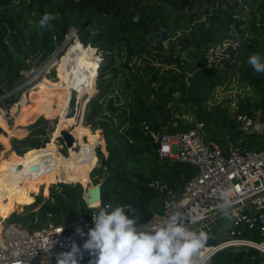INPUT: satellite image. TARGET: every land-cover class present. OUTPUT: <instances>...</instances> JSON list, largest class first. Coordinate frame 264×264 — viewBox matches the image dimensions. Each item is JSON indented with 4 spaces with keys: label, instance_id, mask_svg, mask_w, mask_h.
<instances>
[{
    "label": "trees",
    "instance_id": "16d2710c",
    "mask_svg": "<svg viewBox=\"0 0 264 264\" xmlns=\"http://www.w3.org/2000/svg\"><path fill=\"white\" fill-rule=\"evenodd\" d=\"M44 13L56 17L51 30L37 26ZM73 27L84 45V59L96 55V48L102 60L85 92L90 100L84 123L78 121V149L66 163L71 171H62L70 182L55 183L49 198L33 203L27 200L30 188L23 180L29 157L51 144L44 138L51 123L60 117L57 137L61 121L77 107L71 81L75 69L69 72L73 64L68 56L58 65L65 82L50 89L65 90L69 108L59 91L39 87L26 93L27 104L13 117L14 126L0 113V153L1 148L12 150L0 158V199L13 191L14 206L33 203L24 211L14 208L8 218L3 217L8 210L2 209V219L34 231L65 223L88 208L84 187L75 181L92 171V186L102 183L104 206H127L139 224L149 221L163 212L169 192L182 189L196 171L192 163L161 159L153 133L176 135L202 123L208 143L228 150L264 149V135L244 132L238 121L256 109L264 115V73L247 63L253 54L264 59V0H0V94L10 93L0 106L9 108L20 100L26 71L49 60ZM218 50L223 53L217 55ZM80 62L76 68L85 71ZM84 62L86 70L92 69ZM237 71L239 85L249 92L232 111L230 104L217 103L215 93L230 85ZM85 83L86 78L78 91ZM50 92L48 107L54 115L46 107ZM175 94L190 108L192 119L174 113L181 107ZM18 146L25 148L16 153L13 148ZM96 146L103 150L98 147L95 153ZM248 234L258 236L247 230L244 237L251 238ZM216 240L209 236L206 245ZM210 264H264V254L250 247H227L211 256Z\"/></svg>",
    "mask_w": 264,
    "mask_h": 264
},
{
    "label": "built area",
    "instance_id": "2783aa9c",
    "mask_svg": "<svg viewBox=\"0 0 264 264\" xmlns=\"http://www.w3.org/2000/svg\"><path fill=\"white\" fill-rule=\"evenodd\" d=\"M238 121L244 132L264 135L262 112L240 115ZM153 138L161 159L185 161L196 167L194 175L182 189L169 192L163 212L153 216L156 222H166L174 211L172 205L180 204L187 226L192 230L206 231L204 226L208 221L217 225L216 217L224 216L220 196L224 189L231 187L234 189V203L230 210L231 219L226 218L230 223L226 238L206 245V254L213 256L227 247H250L264 254V149H223L215 143H208L197 127L176 135L153 133ZM87 205L86 210L65 223H49L37 231L11 223L0 236V264H56L57 255L70 251L73 243L83 252L80 264H90L92 257L83 250V243L89 229L94 227L92 213L104 205L102 201L97 206ZM78 229L85 235L80 236ZM247 230L255 232L259 240L245 238Z\"/></svg>",
    "mask_w": 264,
    "mask_h": 264
},
{
    "label": "clouds",
    "instance_id": "9594fccd",
    "mask_svg": "<svg viewBox=\"0 0 264 264\" xmlns=\"http://www.w3.org/2000/svg\"><path fill=\"white\" fill-rule=\"evenodd\" d=\"M54 19L52 14L44 13L37 26L51 30L50 21ZM138 22L139 17H134L133 23ZM247 63L257 73H264V59L259 54L251 55ZM233 193L234 189L229 187L220 196V208L227 219H231ZM172 207L174 211L166 222L158 224L152 217L143 226L138 223L139 218L129 215L127 206L106 205L92 213L94 227L83 243V250L92 257L90 264H210L211 256L205 251L208 233L190 229L180 210L182 206ZM77 232L85 235L81 229ZM82 259L81 247L73 243L70 251L57 255L56 264H80Z\"/></svg>",
    "mask_w": 264,
    "mask_h": 264
},
{
    "label": "rangeland",
    "instance_id": "374dc122",
    "mask_svg": "<svg viewBox=\"0 0 264 264\" xmlns=\"http://www.w3.org/2000/svg\"><path fill=\"white\" fill-rule=\"evenodd\" d=\"M78 39H79V37H78V34L76 33V29L73 27L70 30V32L68 33V35L66 36L63 43L56 48L55 52L53 53V55L50 57L49 60L44 62L41 66L33 65L31 67V69L26 71L27 80L20 87V89L23 91L20 100L17 103L13 104L9 108H5L3 106H0V113L2 116L6 117L9 127H12L15 125V119L13 117L17 113V110L20 106L27 104V99L24 98L23 96L26 93H28V95H29L32 88L35 89V87H38V88L39 87H45V88L49 89L50 91L51 90L52 91H59L60 94L66 98V91L65 90H60V89L57 90V89H50V88L51 87L56 88V85H57V87H61V84H56V83H64L65 82L64 77L60 76L58 74L59 67L57 66L56 63H57L58 59H59L58 61H60L59 63H61V61L66 60L65 54H66L67 50ZM166 44L168 45V43H166ZM222 53H223L222 50H218L216 54L221 55ZM95 54L96 55H93L92 57H89L86 59H84V57H82V60L92 62V65L96 64L98 67L101 60H102V56H101L100 52L97 51L96 48H95ZM212 58H215V57H210V60H212ZM84 69L86 70L85 66H84ZM76 73H77V71H75V76H74L73 80L76 77ZM97 74H98V70H97ZM239 75H240V72L237 71V74L231 80L230 85L219 87L215 93V100L217 101V103L222 102L224 104H230L232 111L235 110V108L237 106V101L240 98L244 97L245 94L249 92L248 88L241 87L239 85V80H238ZM87 78H88V76H86V80H87ZM45 81H48L47 84ZM51 81H53V82H51ZM42 83H44L46 85H50V87L44 86V85H42ZM95 86L97 89L96 81H95ZM78 87H76L77 90H78ZM91 87H92V85H91ZM88 91L89 90H85L84 93L80 95L79 101H78L79 102L78 107H76V105H75L74 112L72 114V118L74 120V123L69 125L66 122V119L64 118L63 121H61V125L64 122V125H62V127L60 128L61 133L59 132L58 136L56 137L54 133L57 129L60 117L58 118V123H57V120H54V122H52L50 125V129H49L48 134H45V136H44V138L48 137L51 141V144L48 147V149L36 152L34 155H31V157H29V159L32 160V162H31L29 168L27 169L26 173L23 175L24 182L26 184H28L29 188H30V192L27 196V200L29 202L34 203L38 198H42L43 201L46 200L47 198H49L51 189L54 187L55 183L65 181V180L60 179L58 177L59 169L61 167H63L64 169L68 168V172L71 171V169L69 167H66V163L72 162V155L70 153L72 147L69 148L66 146L65 139L63 138L62 133H63L64 127L68 126L67 132H71L73 134V136L75 135L76 137H78V133H79L78 121L79 122L83 121V123H84V117L85 116L83 117V115L85 112V104L88 100H90L89 95L85 93ZM97 91H98V89H97ZM9 94H10L9 92L5 95L0 94V100L9 96ZM50 94H51V92L48 94V101L46 104V107L48 109H49L48 103L50 101V98H49ZM175 95H176L175 99L177 101V104L181 107L180 108L176 107V109L173 110L174 113L178 117L185 116L187 118L192 119L194 117V115L191 113L190 108L187 107V105L182 101L180 95H178V94H175ZM91 98H92V96H91ZM57 99L55 98V100H57ZM64 101H65V99H64ZM19 102H22L21 105H19ZM214 103H216V102H214ZM76 110H77V112H75ZM50 112H51V110H50ZM255 112H262V111L260 109H256ZM75 113H77V114L74 117ZM55 114H57V113H55ZM52 115H54V114L52 113ZM59 115L61 116V114H59ZM69 115H68V117H69ZM202 126H203L202 123H198L197 128H199L201 130ZM1 133L5 134V135L7 134L6 132H4V130ZM12 139H14V138H12ZM26 146L28 147L29 145H26ZM98 147H100V146H96L94 148L95 153H96V149ZM19 148L21 149V148H25V147L24 146H18L16 148H13V151L18 153L17 150ZM100 148L102 149V146ZM77 149H78V146H77ZM77 149H75L74 147L72 148L73 151H75ZM11 151L12 150L3 151L1 148L0 158L3 156L4 157L9 156ZM96 156H97V154H96ZM98 164L99 163H98V157H97V163L94 166V168L96 166H98ZM62 171H63V169L61 170V173H62ZM91 172H89V174H88L89 179L91 178ZM62 176H63V174H62ZM82 180L85 182V184H84L85 186H83V184H82V186L84 187V190H85L84 195H85V197L89 198L90 192H89V188L86 187V185H87L86 180L84 178ZM91 180L95 184V182L92 178H91ZM75 182L81 183L80 181H75ZM92 182L90 181L91 185H93ZM67 183H69V182H67ZM1 187H2L3 192L5 193L6 192L5 188L2 185H1ZM12 194H13V191H10V192H8V195H5V197L2 198V200L0 199V213H1V215H2V211H3L2 209L8 210V213L5 214L6 216L2 215L3 217L10 216L13 212H15L14 211L15 202H13L11 200V197H10ZM28 201H26L24 204H19L21 207L16 211H24V210H26V208L28 206H32L33 203L27 204ZM86 202H88L87 198H86ZM37 208H35V210H37ZM7 218L2 219L0 217V228H2V230L7 229L11 224L10 221L7 220ZM216 222H217V225L213 224V222H211V221H208L207 224L204 226V229L206 230V232L208 233L209 236L216 238L217 239L216 242H219V241L226 238L227 230L230 226V223L225 218V216L216 217ZM246 236L251 237L252 239L259 240L258 236H249V234Z\"/></svg>",
    "mask_w": 264,
    "mask_h": 264
},
{
    "label": "bare ground",
    "instance_id": "6f19581e",
    "mask_svg": "<svg viewBox=\"0 0 264 264\" xmlns=\"http://www.w3.org/2000/svg\"><path fill=\"white\" fill-rule=\"evenodd\" d=\"M83 49H84V45L82 44V42L80 41V40H77V41H75V43L74 44H72L70 47H69V49L67 50V52H66V54H65V58L67 59L68 58V56L70 57V59H71V61H72V64H73V67L72 68H69V72L70 71H72V70H74V69H76V63L78 62V60H79V58H81V65L84 67L85 65H87L83 60H82V52H83ZM59 60V59H58ZM57 60V66L59 65V62L60 61H58ZM90 64H91V67H89V68H92V69H88V70H85L84 72L81 70V69H78L77 70V73H76V77H75V79L73 80V79H71V81H73V84H74V88H75V90L77 91L76 92V95L78 96V101H79V97H80V95L81 94H83L84 93V91L85 90H87L88 88H89V86H90V82H91V80L97 75V70H98V67H97V65L95 64V65H92V62H89ZM85 73V74H84ZM89 73V74H88ZM72 74V73H71ZM85 76H88V78H87V80H86V83H85V85H83L82 87H80L79 88V91L76 89V87H78L83 81H84V79H85ZM64 77V76H63ZM64 79H65V77H64ZM36 88H38V87H35V89ZM58 89V88H57ZM32 90H33V88H32ZM25 96H26V94L23 96L24 98H25ZM21 103L22 102H19V105H21ZM65 103H66V105L68 106V103H67V94H66V98H65ZM77 103H79V102H77ZM77 107H78V104H77ZM69 108V107H68ZM19 109V108H18ZM18 111V110H17ZM73 112H74V109H69V117L66 119V122L70 125V124H72V123H74V120H73V118H72V114H73ZM75 112H77V110L75 111ZM58 115H59V113H57ZM75 115H76V113H75ZM75 115H74V117H75ZM62 125H64V122L62 123ZM68 127V126H67ZM67 127H64V130H63V132H67L68 131V128ZM61 131V130H60ZM59 131V132H60ZM61 133V132H60ZM61 135V134H60ZM74 138H75V140H76V142H74V144L75 145H73V147L74 146H77V137L74 135ZM72 147V148H73ZM72 148H71V152L70 153H72ZM63 169V167H61L60 169H59V174H58V177L60 178V179H63V180H65V182H70L69 180H67V179H65L63 176H62V173H61V170ZM85 180H86V183H87V185H86V187H88L89 188V198H92L93 200H92V202H91V204L92 205H98L99 204V200H97V199H95V197L97 196V187H93L92 185H91V183H90V179H89V177H88V175H86L85 176V178H84ZM80 182H81V184H83V186H85L84 184H85V182L81 179L80 180ZM85 198H88V197H85ZM98 201V203H95V202H97ZM21 206L19 205V204H17L16 206H15V211L16 210H18L19 208H20ZM1 234H2V228H0V236H1Z\"/></svg>",
    "mask_w": 264,
    "mask_h": 264
},
{
    "label": "water",
    "instance_id": "95a60500",
    "mask_svg": "<svg viewBox=\"0 0 264 264\" xmlns=\"http://www.w3.org/2000/svg\"><path fill=\"white\" fill-rule=\"evenodd\" d=\"M88 101L85 104V109H86V105H87ZM84 116H85V112H84L83 117ZM0 130H2L1 127H0ZM62 135H63V138L65 139L66 146L69 147V148L73 147V145H74V136H73V134L71 132H63ZM96 185H97L98 189H97V196L95 197V199L99 200V202H100L101 201V186H102V183H98ZM165 192H167V188H165ZM92 200H93L92 198H87V201H88L87 203L91 204Z\"/></svg>",
    "mask_w": 264,
    "mask_h": 264
},
{
    "label": "crops",
    "instance_id": "0c3cea01",
    "mask_svg": "<svg viewBox=\"0 0 264 264\" xmlns=\"http://www.w3.org/2000/svg\"><path fill=\"white\" fill-rule=\"evenodd\" d=\"M78 69H79V68H76L75 71H77ZM81 70L84 72L83 69H81ZM84 74H85V73H84ZM85 78H86V76H85ZM45 82H46V84H47L48 81H45ZM74 142H76L75 138H74Z\"/></svg>",
    "mask_w": 264,
    "mask_h": 264
},
{
    "label": "snow or ice",
    "instance_id": "6c2138e0",
    "mask_svg": "<svg viewBox=\"0 0 264 264\" xmlns=\"http://www.w3.org/2000/svg\"><path fill=\"white\" fill-rule=\"evenodd\" d=\"M167 149H165V151H166Z\"/></svg>",
    "mask_w": 264,
    "mask_h": 264
}]
</instances>
